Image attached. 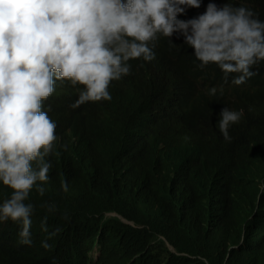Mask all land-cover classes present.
Returning <instances> with one entry per match:
<instances>
[{
	"label": "trees",
	"instance_id": "obj_1",
	"mask_svg": "<svg viewBox=\"0 0 264 264\" xmlns=\"http://www.w3.org/2000/svg\"><path fill=\"white\" fill-rule=\"evenodd\" d=\"M187 90L179 116L174 93L160 100L147 81L79 108L57 93L45 100L56 141L47 182L25 201L34 242L17 244L22 222L0 223V260L12 238L15 253L32 257L46 240L61 261L0 264H264V81ZM225 108L242 111L229 140L218 127ZM11 194L0 182V203ZM95 243L102 257L88 261Z\"/></svg>",
	"mask_w": 264,
	"mask_h": 264
},
{
	"label": "clouds",
	"instance_id": "obj_2",
	"mask_svg": "<svg viewBox=\"0 0 264 264\" xmlns=\"http://www.w3.org/2000/svg\"><path fill=\"white\" fill-rule=\"evenodd\" d=\"M214 79L233 92L264 81V0H0V182L12 190L0 203V223L22 222L15 240L32 246L33 206L25 201L48 180L56 124L43 102L53 93L79 108L110 101L114 87L136 90L147 81L160 100L174 93L179 116L188 86L201 90ZM241 115L221 111L225 140ZM250 143L228 142L236 149ZM5 245L0 261H61L46 240L33 257L15 253L12 238ZM87 257L99 261L101 246Z\"/></svg>",
	"mask_w": 264,
	"mask_h": 264
},
{
	"label": "bare ground",
	"instance_id": "obj_3",
	"mask_svg": "<svg viewBox=\"0 0 264 264\" xmlns=\"http://www.w3.org/2000/svg\"><path fill=\"white\" fill-rule=\"evenodd\" d=\"M264 103V102H263ZM87 262V261H86ZM93 262V261H92Z\"/></svg>",
	"mask_w": 264,
	"mask_h": 264
}]
</instances>
